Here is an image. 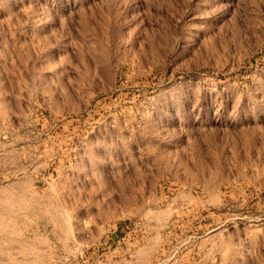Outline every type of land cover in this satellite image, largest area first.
<instances>
[{"label": "rangeland", "instance_id": "obj_1", "mask_svg": "<svg viewBox=\"0 0 264 264\" xmlns=\"http://www.w3.org/2000/svg\"><path fill=\"white\" fill-rule=\"evenodd\" d=\"M0 196V264H264V0H0Z\"/></svg>", "mask_w": 264, "mask_h": 264}, {"label": "bare ground", "instance_id": "obj_2", "mask_svg": "<svg viewBox=\"0 0 264 264\" xmlns=\"http://www.w3.org/2000/svg\"><path fill=\"white\" fill-rule=\"evenodd\" d=\"M0 197H1V196H0ZM17 198H18V196H17ZM17 198H16V199H17ZM3 199H5V198H3ZM0 212H1V211H0ZM1 214H2V213H1ZM6 221H7V220H6ZM71 233H72V232H71Z\"/></svg>", "mask_w": 264, "mask_h": 264}]
</instances>
